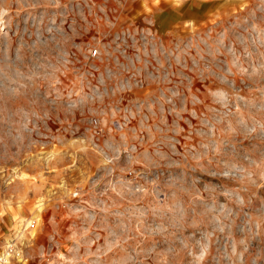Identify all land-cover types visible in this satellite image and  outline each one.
I'll return each mask as SVG.
<instances>
[{"label": "rangeland", "instance_id": "obj_1", "mask_svg": "<svg viewBox=\"0 0 264 264\" xmlns=\"http://www.w3.org/2000/svg\"><path fill=\"white\" fill-rule=\"evenodd\" d=\"M6 240L264 264V0H0Z\"/></svg>", "mask_w": 264, "mask_h": 264}, {"label": "built area", "instance_id": "obj_2", "mask_svg": "<svg viewBox=\"0 0 264 264\" xmlns=\"http://www.w3.org/2000/svg\"><path fill=\"white\" fill-rule=\"evenodd\" d=\"M0 264H29L23 246L16 240L0 241Z\"/></svg>", "mask_w": 264, "mask_h": 264}]
</instances>
